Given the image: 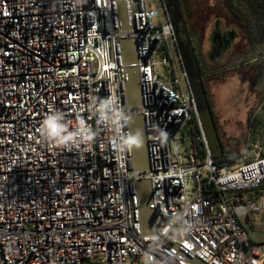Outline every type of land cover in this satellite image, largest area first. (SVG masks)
<instances>
[{
    "label": "built area",
    "instance_id": "2783aa9c",
    "mask_svg": "<svg viewBox=\"0 0 264 264\" xmlns=\"http://www.w3.org/2000/svg\"><path fill=\"white\" fill-rule=\"evenodd\" d=\"M126 2L128 31L119 0H0V264H264V243L243 225L262 195L263 148L217 166L164 0ZM134 115L146 120L144 172ZM141 180L153 187L152 235Z\"/></svg>",
    "mask_w": 264,
    "mask_h": 264
},
{
    "label": "rangeland",
    "instance_id": "374dc122",
    "mask_svg": "<svg viewBox=\"0 0 264 264\" xmlns=\"http://www.w3.org/2000/svg\"><path fill=\"white\" fill-rule=\"evenodd\" d=\"M200 1L202 3L205 1L203 5L206 4L207 7H213L217 3V0ZM203 7L204 6H202V8ZM230 22L231 21L223 16H218L216 18L215 14L203 17V20L200 21L197 28L196 35L192 38L196 43L199 42L203 46V52L205 53L203 56V62L207 63L206 69L210 64L209 72L213 73L211 75L212 77L206 81V84L211 94L210 100L215 116L214 121L216 126L219 127L217 131L220 130L219 132L226 135L224 133L225 131L232 132L235 129V131H240L238 135L241 133H247V136L252 139L254 133H252V130L248 127L249 110L252 111L251 117L253 119L258 117L263 118L264 61H259L260 63H252L253 65H244L243 63L247 60L256 57V55L252 54L245 57L240 56L239 58H236L235 56L231 63H228L227 56L217 62H210V60L213 59L209 57L213 46L211 40L213 32L220 27L222 29L225 28ZM239 48L242 50L241 46ZM199 107L202 110V113L200 112V117L204 124L206 137L209 141L212 152L217 154L215 152L218 151L219 145L216 132L212 127V122L208 117L205 107L200 103ZM256 130L255 142L259 143L263 148L262 155H264V121ZM236 134L230 136V138L238 136ZM234 142V140H230L229 143L232 146V149ZM239 151L241 155L244 151H247L250 157L253 156L252 151L246 149L243 145L240 146ZM256 203L258 210L254 211L248 219L244 220L243 225L246 227L249 237L255 243H264V195L258 196ZM257 225H259V227H257Z\"/></svg>",
    "mask_w": 264,
    "mask_h": 264
},
{
    "label": "trees",
    "instance_id": "16d2710c",
    "mask_svg": "<svg viewBox=\"0 0 264 264\" xmlns=\"http://www.w3.org/2000/svg\"><path fill=\"white\" fill-rule=\"evenodd\" d=\"M179 5V13L182 18V27L186 32L187 43L193 40L192 37L196 35L197 28L203 17H206L211 14H215L216 18L218 16L226 17L230 23L234 24L238 31H240L241 36L243 37L244 51H239L236 55V58L240 56L245 57L247 55H256V57H261L264 55V0H217V3L212 7H207L204 2L200 0H177ZM202 6H204L202 8ZM182 41V42H183ZM240 47V45H239ZM238 47V49H240ZM247 60L246 62L250 61ZM252 112L248 117V127L254 133L253 138H249L247 133H241L234 139V146H229V149L232 153V157L223 160V153L225 147L228 146V140L225 138V135L220 132L219 139L221 148L217 154L213 155L214 161L218 167L224 165L235 163L240 154L239 148L241 145L245 146L246 149H251V143L256 141V132L257 128L264 121V111L262 117L253 119L251 116ZM253 119V120H252ZM217 130H218V126ZM251 132V131H250ZM193 148L197 151L198 156L201 159H204L206 156V150L204 147L193 140ZM243 154V153H242Z\"/></svg>",
    "mask_w": 264,
    "mask_h": 264
},
{
    "label": "water",
    "instance_id": "95a60500",
    "mask_svg": "<svg viewBox=\"0 0 264 264\" xmlns=\"http://www.w3.org/2000/svg\"><path fill=\"white\" fill-rule=\"evenodd\" d=\"M167 6V5H166ZM168 12L171 16V20L174 25V29L176 32V36L179 41L180 50L184 59L185 67L188 72V76L191 82L192 91L194 93V97L197 103L199 113H202V110L199 107V103L203 105L207 111L208 117L212 122V127L216 132L218 138V153L221 144L219 139V134L217 131V127L214 121V116L212 114V110L209 106L208 100L205 96L204 88L199 81L198 75L194 70L193 57L190 55L188 46L182 45L179 37V26L177 23V19L174 16V11H171L170 7L167 6ZM119 14L120 20L122 24V30H130L132 28L129 22V9L126 0H119ZM123 51H124V59L126 65V71L128 75L127 81V104L129 107L135 108L141 105L142 97H141V87H140V75L139 68L137 66V50L136 45L131 39H126L123 41ZM203 123V122H202ZM131 130L133 135V145H134V169L138 172H144L149 169V155H148V147H147V139H146V120L144 116L134 115L131 118ZM204 127V124H203ZM209 142V141H208ZM210 147V144H209ZM211 154L214 155L210 147ZM138 189L140 192V200H141V217H142V226L144 234H155L156 233V212L152 210L149 206V198L152 195L153 187L150 181L141 180L138 182ZM188 259L193 264H204L197 258H192L187 256Z\"/></svg>",
    "mask_w": 264,
    "mask_h": 264
},
{
    "label": "flooded vegetation",
    "instance_id": "af4514ba",
    "mask_svg": "<svg viewBox=\"0 0 264 264\" xmlns=\"http://www.w3.org/2000/svg\"><path fill=\"white\" fill-rule=\"evenodd\" d=\"M164 2L167 6L170 7L171 11L175 12L174 16L176 17L177 23L179 26V37L181 39L183 38L186 39L187 35H186V32L182 28V18L179 13V5H178L177 0H164ZM220 28L216 30L215 32H213L211 36L213 46H212V51L209 57H211V59L213 60H210V58L209 60L210 62L211 61L217 62L223 59L225 56H227L228 63H231L232 59H234V57L239 53V51H244V44L242 42L243 37L241 36L239 31H237L238 28L232 23H228V25L223 29L222 28L220 29ZM182 41H181L182 45L188 46L190 55L193 57L194 70L196 71L199 81L201 82L204 88L205 96L212 110L211 100H210L211 94L207 87L206 81L212 77L211 75L213 73L209 72L210 64L208 68L206 69L207 63L203 62V56L205 55V53L203 52V46L199 42L196 43L194 40H192L190 44L187 43L186 40H184L183 42ZM238 45L241 46L242 50L238 49ZM259 61H264V55L261 57H258V56L254 57L250 61L245 62L243 64L246 65V64L256 63V62L260 63ZM251 112L252 111L249 110V115ZM212 114L214 116L213 110H212ZM214 119H215V116H214ZM219 131L218 133H220ZM259 193L264 195V184L262 188L260 189Z\"/></svg>",
    "mask_w": 264,
    "mask_h": 264
},
{
    "label": "crops",
    "instance_id": "0c3cea01",
    "mask_svg": "<svg viewBox=\"0 0 264 264\" xmlns=\"http://www.w3.org/2000/svg\"><path fill=\"white\" fill-rule=\"evenodd\" d=\"M224 133L226 134V135H225V138L227 137L228 139H230V140L232 141V140H234L237 136H235V137H233V138H232V137L230 138V136H234L236 133H237L236 135H238V133H240V131H238V130L235 131V129H234L232 132H231V131H230V132L225 131ZM234 133H235V134H234ZM227 138H226V139H227ZM228 139H227V140H228ZM230 140H228V143H227L228 146H231V145L229 144V143H230ZM244 152H245V151H244Z\"/></svg>",
    "mask_w": 264,
    "mask_h": 264
}]
</instances>
